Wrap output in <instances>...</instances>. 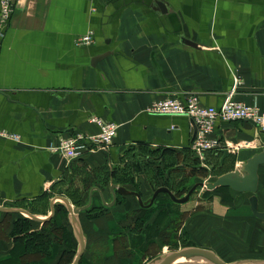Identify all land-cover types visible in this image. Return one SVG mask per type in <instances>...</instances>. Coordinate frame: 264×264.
<instances>
[{"label":"crops","instance_id":"1","mask_svg":"<svg viewBox=\"0 0 264 264\" xmlns=\"http://www.w3.org/2000/svg\"><path fill=\"white\" fill-rule=\"evenodd\" d=\"M157 2L165 5L164 11ZM14 5L10 22L0 26L1 208L44 216L47 207L49 214L51 200H69L64 189L85 168L109 170L113 177L111 170L128 147L191 151L195 129L188 117L148 112L153 102L169 95L183 99L194 93L201 105L218 109L232 92L234 101L264 112V0H14ZM87 35L91 42L82 44ZM104 54L108 56L93 63ZM91 117L118 126L108 148L73 161L50 152L61 136L97 134ZM212 135L220 147L205 157L220 161L224 171L219 176L241 170L264 151V131L246 121L217 120ZM92 182L84 206L95 204L101 211L114 202L110 212L130 213L111 191L112 184L104 190L98 180ZM255 195L258 211L264 212V165L258 168ZM250 196L228 188L209 194L208 208L190 213V245L185 247L210 250L228 263L264 261V220L252 215ZM125 197L139 204L136 197ZM58 205L63 204L56 201L55 211ZM158 213L168 216L163 208ZM178 213L169 215L171 224ZM16 215L0 212V230L7 237L0 235V264L12 257L16 238L9 239L8 233L18 227ZM167 220L143 227L153 224L157 233L152 236L158 238L169 230ZM91 221L92 246L85 236L82 257L87 248L92 256L85 264H139L138 257L122 256L128 250L143 254L141 248L154 239H146L143 229H125L134 235L121 247L118 234L126 232L116 218L106 233L94 223L97 218ZM136 242L141 246L131 245ZM168 249L160 245L156 255Z\"/></svg>","mask_w":264,"mask_h":264},{"label":"rangeland","instance_id":"2","mask_svg":"<svg viewBox=\"0 0 264 264\" xmlns=\"http://www.w3.org/2000/svg\"><path fill=\"white\" fill-rule=\"evenodd\" d=\"M205 156L206 154L200 156L192 149L191 151L169 152L163 149L153 150L143 147H128L122 152L120 163L112 168L111 173L113 177L109 175V170L108 172H105L103 169L88 170V168H85L81 174L82 177L77 182L69 183L67 188L64 189V193L70 200H68L69 203H72L75 209L88 203L90 185L94 183L92 182L94 180H98V186L104 190L108 189L110 184H114L118 187H123L128 191L138 193L141 198V195H143L144 198H142V202L150 200L154 191L163 186L168 187L172 193L178 196V198H181L187 194L194 184L214 182L218 175L224 171L223 167L220 168L219 160L213 161L212 158ZM203 160L204 162L206 161L207 164L205 162L203 165L201 163ZM211 193H213V191L207 192L204 188L198 187L191 194L190 202L184 204L173 203L166 195H159L153 202L155 205L152 204L153 207L150 209L151 211L145 214L140 210V207L138 208L137 202L136 200L134 201L133 198L127 197L121 199L118 197L119 201H121L120 205H124L123 210L130 211L129 214L126 216L124 215L125 217L117 216L116 213L110 212L108 209L111 206L100 207L101 211H98L96 210V208H98L97 205L91 204L86 208V211H82L79 215L83 235L88 239L87 244H90V242H92L93 232L95 231L93 228L94 224L91 220H95L96 218L98 219V222L96 221L94 223L99 225V231L103 233H106L109 230V224H112L113 222L115 223L114 218H116V221L119 224L118 226L125 227L123 229L124 231L125 229H143L146 239L154 238L150 241L151 244L148 243L145 248H141L143 254H132V252L128 250L122 258L138 257L139 264H145L144 259H146L147 256L146 263L159 255H156V253L158 252V249H160V245H168L169 249L166 253L177 251L184 248L185 245H190V241L188 240L189 236L187 234L188 225L192 226L193 222V217L190 213L193 211H202L206 209V207L208 208V202L210 201L209 194ZM160 208L168 211L167 217L158 213V209ZM58 210L60 211V209ZM176 210H179L178 217L175 218L174 223L171 224L169 221V215L174 217ZM41 213H43L44 216H37H48V208L46 207ZM60 214L61 215L56 218L53 225H50L47 228L43 227L41 224H34L31 221H26L23 216L16 215L15 226L18 227L17 229H14V231L13 229L10 230L8 238L11 239L14 238V236L15 238L18 237L20 241V251L24 254L27 253V256L32 257V254L38 249L42 250V252L46 253L48 256H51V248H42L40 246V240H54L56 237L52 232L53 230H57L59 232L57 233L58 236L65 235V243L62 245V249H60L62 242L57 243L56 249L58 252L50 264H65L67 261L70 262L67 264H71L79 251V244L75 233L71 228L68 213L65 214L63 211H60ZM166 219H168V223L165 228H168L169 230H166L161 236L160 234H156L158 238L152 236L154 233H157V231L151 227L153 225L146 228L143 227L147 222H157L158 224L160 222L159 220L165 221ZM9 220L10 219H6V225H8ZM126 220H128V222H126ZM11 222L13 225L14 221ZM147 228L148 230L145 232ZM63 229L65 232L62 231ZM4 232L0 230V235L4 236V239H7ZM34 232H39V237H35ZM140 233L141 232H137V235ZM133 235L134 233L128 232H126V235L122 233L118 234L119 241L122 243L120 244L121 247L124 246V243H128L126 239L129 241ZM25 237L28 240L27 243L24 241ZM131 245L133 247H138V245L141 246V242H136L135 244L132 243ZM91 252V248L86 249L81 264L89 263L88 260L92 256ZM118 255L119 253L116 254L114 258L115 260H118ZM43 260L44 259H39L38 261L43 262ZM28 261L30 260H24L22 262L25 263Z\"/></svg>","mask_w":264,"mask_h":264},{"label":"built area","instance_id":"3","mask_svg":"<svg viewBox=\"0 0 264 264\" xmlns=\"http://www.w3.org/2000/svg\"><path fill=\"white\" fill-rule=\"evenodd\" d=\"M14 8V0H0V26H7L14 13ZM80 42L89 44L91 36H85ZM148 112L155 115L188 117L196 128L191 147L200 156L217 151L220 147L219 139L212 135L217 120L224 123L246 121L264 131V112L256 106L234 101L232 92L226 96L218 109L201 105L198 96L189 93L183 99L169 95L155 101L149 106ZM89 122L97 126V134L85 135L76 132L61 136L57 144L49 147L50 152L59 154L67 161H73L92 150L108 148L117 135L118 126L97 117H91Z\"/></svg>","mask_w":264,"mask_h":264},{"label":"water","instance_id":"4","mask_svg":"<svg viewBox=\"0 0 264 264\" xmlns=\"http://www.w3.org/2000/svg\"><path fill=\"white\" fill-rule=\"evenodd\" d=\"M157 6L159 7L160 10L162 11L165 10V5L163 3L157 2ZM183 43L196 47L195 44L188 41L183 40ZM106 56H108V54H104L102 56L95 58L93 60V63H96L97 61L105 58ZM194 129L196 134V128L194 127ZM262 165H264V151L254 154L250 159H248L243 165L242 170H235L233 172L223 174L219 176L214 182L194 184L189 189L187 194L181 198H176L172 194V192L166 187L157 188L152 194L150 200H148L147 202H142L138 193L128 191L123 187H118L112 184L110 189L113 193L116 192L121 196H134L136 197L141 207H149L153 204V202L155 201L156 197L159 194H166L173 203L184 204L189 200L191 194L198 187L204 188L206 191H213L217 188H228L235 193H250L251 196L249 197L248 202L252 215L259 220H264V212L258 211V201L255 195L258 188V168ZM56 201L62 203L69 214L70 224L74 230L75 236L79 244V251L71 264H78L85 250V240L78 219V215L81 211L85 210L87 206H83L75 209L72 207V205L69 203V201L66 198L56 197L53 200H51L50 213L46 217H38L19 208L0 207V212L17 213L34 222L43 224L52 219L54 215L53 206ZM113 204L114 202H112L110 206ZM193 262H199L202 264H264V261L228 263L221 260L218 256H216L214 252L196 247H185L177 251L163 253L161 255L154 257L152 260L149 261L148 264H182V263H193Z\"/></svg>","mask_w":264,"mask_h":264},{"label":"trees","instance_id":"5","mask_svg":"<svg viewBox=\"0 0 264 264\" xmlns=\"http://www.w3.org/2000/svg\"><path fill=\"white\" fill-rule=\"evenodd\" d=\"M213 152H216V151H213ZM213 152H209V153H207V154H211V153H213ZM206 154V155H207ZM219 176V175H218ZM164 187V186H163ZM166 188H168V187H166ZM169 189V188H168ZM223 188H217L216 190H214L213 192H217L218 190H222ZM170 190V189H169ZM171 191V190H170ZM172 192V191H171ZM206 193V192H205ZM176 198H178V196H176L174 193H172ZM248 194H250V193H248ZM159 195H166V194H159ZM158 195V196H159ZM140 196V195H139ZM157 196V197H158ZM167 196V195H166ZM118 197H120L121 199L122 198H126L125 196H120V195H118L117 194V198ZM157 197H156V199H157ZM168 197V196H167ZM169 198V197H168ZM155 199V200H156ZM118 201H119V199H118ZM138 205V208L140 207L139 206V204H137ZM84 206V205H83ZM145 208H149V207H140V210H142V209H145ZM150 208H152V206L150 207ZM58 209H60V211H63L65 214L66 213H68L67 212V210H66V208L63 206V205H58V206H56V211H55V208H54V215H53V217H52V219L51 220H49L48 222H45V223H43V224H41L43 227H45V228H47V227H49L50 225H53V223L55 222V220H56V218L57 217H59L61 214H60V211L58 210ZM86 211V210H85ZM84 212V211H83ZM24 219H26V221H31V222H33L34 224H40V223H38V222H34V221H32V220H30V219H27V218H24ZM153 225V224H152ZM63 232H65L64 231V229L62 230ZM52 233H54V235H55V239L53 240H47V241H44V239H41L40 240V246L42 247V248H45V249H48V248H51V251H52V255L51 256H48L46 253H43L42 252V250H37L36 252H34L33 254H32V257H30V256H27V253L26 254H24L23 252H21L20 251V248H19V245H20V241H19V238L17 237L14 241H15V243H14V247L12 248V250L10 251L11 252V254H12V257H11V259L9 260V261H7V264H9V263H11V262H14V263H12V264H50V262L51 261H53L54 260V258H55V256L57 255V249H56V245H57V243H60V242H62V244H61V246H60V249H62L63 247H62V245L65 243V240H64V238H65V235L64 236H58L57 235V233H59L57 230H53V232ZM34 235H35V237H39V232H34ZM24 241L27 243L28 242V240H27V238L25 237L24 238ZM53 251H54V253H53ZM36 259H37V261H36ZM39 259H44L43 260V262L42 261H38ZM46 259V260H45ZM83 257L81 258V260H80V262H79V264H81L82 262H83ZM24 260H30V261H28V262H25V263H23L22 261H24ZM15 261H17V262H15ZM21 261V262H20ZM55 262H57V261H55ZM6 263V262H5ZM58 263H59V261H58ZM67 263H70L69 261H67V262H65V264H67Z\"/></svg>","mask_w":264,"mask_h":264}]
</instances>
